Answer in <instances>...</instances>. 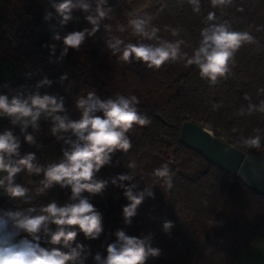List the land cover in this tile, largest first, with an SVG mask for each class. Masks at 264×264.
Listing matches in <instances>:
<instances>
[{
    "label": "trees",
    "instance_id": "obj_1",
    "mask_svg": "<svg viewBox=\"0 0 264 264\" xmlns=\"http://www.w3.org/2000/svg\"><path fill=\"white\" fill-rule=\"evenodd\" d=\"M108 2L114 13L105 23L112 31L106 32L102 27L95 36L86 39L78 52L69 49L68 55L57 61L63 45L62 41H54L53 35L63 36L91 28V25L81 11H74V20L64 26L60 25L58 16L46 22L43 14L49 0H27L23 17H19L17 24L30 32L25 37L26 42L0 49V94L21 85L34 90L37 81L47 76L53 84L41 88V93L63 96L70 119H77L70 108L72 96L86 95L93 89L101 99L115 98L117 94L136 95L140 100L139 111L152 122L146 127L134 126L128 133L132 148L126 154L115 153L112 165L103 167L97 178L110 180L129 171L139 183L138 190H143L145 185L153 186L155 198H146L131 226H127L122 216V208L128 203L123 189L109 182L103 194L84 193L102 212L104 233L97 240H86L80 233L78 241L90 245L93 255L99 252L106 256L107 244L114 242L115 231L123 228L128 235L141 238L152 234L151 246L161 249V255L149 258L146 264H236L264 230V194L248 188L234 175L181 144L178 131L182 121L190 120L208 127L216 137L234 147L264 158V139L258 150L240 143L242 136L254 134L253 129H264V114L236 115L241 107L264 100V93L257 91L264 88V0H235V4L223 12L213 9L210 0H201L199 14L193 13L186 0L182 4L181 0ZM236 6H243L244 11L238 12ZM210 11H215L221 20H230L235 30L250 32L258 41L237 52L231 74L214 86L200 78L196 66L186 67L183 61L169 62L154 71L141 63H119L105 47V39L113 35L135 43L138 38L127 27L128 20L131 15L148 13L153 15L152 23L160 28L159 36L169 41L184 40L182 51L190 56L198 46L200 31L206 26L205 18ZM1 21L6 23L4 19ZM120 25L125 26L123 32L119 30ZM170 29H178L179 35L173 36ZM52 43L57 44L55 56L44 46ZM64 73L69 79L61 82L59 77ZM5 84L9 87L5 88ZM245 94L251 97L250 101L244 99ZM216 102H222L223 106L214 111L212 104ZM39 123L40 131L33 134L38 143L46 146L40 150L24 143L19 128H13L6 118H0V132L12 128L20 136L22 155L35 152L44 164L58 161L62 142L51 135L49 121L41 118ZM233 128L237 131L233 132ZM28 131L31 133L32 129ZM131 161L138 165L135 170L128 168ZM163 163H169L174 173L171 190H166L162 181L152 175ZM39 179L21 173L17 182L32 188L34 193ZM68 195L69 189L56 186L47 195L36 196L29 205L19 200L10 201L0 190V208L39 206L52 199L63 203ZM165 220L174 223L170 234L162 230ZM86 264H94L92 257Z\"/></svg>",
    "mask_w": 264,
    "mask_h": 264
},
{
    "label": "clouds",
    "instance_id": "obj_2",
    "mask_svg": "<svg viewBox=\"0 0 264 264\" xmlns=\"http://www.w3.org/2000/svg\"><path fill=\"white\" fill-rule=\"evenodd\" d=\"M183 2L185 0H181V4ZM186 3L193 13L201 12V0H186ZM234 4L235 0H210L211 7L221 12ZM236 10L243 12L244 8L236 6ZM74 11L84 13V19L91 28L63 36L55 33L52 39L62 41L63 45L57 61H62L69 49L78 52L86 39L95 36L102 27L106 32L112 31L111 26L105 23L114 13L108 0H49L43 20L51 21L58 16L61 18L60 25L64 26L74 20ZM205 19L206 26L200 31L198 46L190 56L182 51L184 40L169 41L159 36L160 28L152 23L153 15L148 13L131 15L128 20L127 27L138 38L135 43L125 42L113 35L105 39V47L119 63H141L154 71L169 62L183 61L186 67L196 66L200 78L214 86L231 74L237 52L243 46L258 41L248 31L235 30L230 20H221L215 11L208 12ZM119 30L123 32L125 26L120 25ZM170 31L173 36L179 35L178 29ZM44 46L48 47L52 56L56 55L57 44ZM68 79L67 73L59 77L61 82ZM52 84L53 81L44 76L37 81L34 90L21 85L0 94V118H6L13 128H19L24 143L37 150L46 147L38 143L33 134L40 131L41 118L50 122L51 135L57 142H62L61 158L44 164L35 152L21 154V138L12 128L0 132V190L10 201L19 200L29 205L36 196H45L56 186L69 189L70 195L63 203L52 199L39 206L0 208V264H86L89 257H92L94 264H146L149 258L159 257L161 249L151 246V233L141 238L128 235L123 228L117 229L115 241L107 244L106 256L99 252L93 255L90 245L78 241L80 233L86 240H97L104 233L103 214L84 193L103 194L109 182L123 189L128 203L122 208V216L127 226H131L145 199L155 198L153 186L145 185L143 190H138L139 183L129 171L110 180L97 178L103 167L112 165L115 153L126 154L132 148L128 133L134 126L146 127L151 124V118L142 114L137 107L139 98L136 95L117 94L115 98L101 99L93 89L75 99L80 118L70 119L63 96L41 93V88ZM4 87L8 88L9 85L5 84ZM257 91L264 93V88ZM244 99L250 101L251 97L245 94ZM222 106V102H216L212 104V109L215 111ZM254 113L264 114V100L259 104L249 103L246 108L241 107L236 115L250 116ZM29 128L32 129L31 133ZM232 131L236 132L237 129L233 128ZM253 133L242 136L240 143L258 150L262 146L264 129L255 128ZM137 167L135 161L128 164L129 169L135 170ZM21 173L40 177L34 193L32 188L17 182ZM152 175L162 181L166 190L173 188L174 173L169 163L155 168ZM204 203L207 204V201ZM173 227L174 223L170 220L162 224V230L167 234Z\"/></svg>",
    "mask_w": 264,
    "mask_h": 264
},
{
    "label": "water",
    "instance_id": "obj_3",
    "mask_svg": "<svg viewBox=\"0 0 264 264\" xmlns=\"http://www.w3.org/2000/svg\"><path fill=\"white\" fill-rule=\"evenodd\" d=\"M178 141L214 166L237 177L248 188L264 194V158L234 147L216 137L208 127L190 120L181 122Z\"/></svg>",
    "mask_w": 264,
    "mask_h": 264
},
{
    "label": "rangeland",
    "instance_id": "obj_4",
    "mask_svg": "<svg viewBox=\"0 0 264 264\" xmlns=\"http://www.w3.org/2000/svg\"><path fill=\"white\" fill-rule=\"evenodd\" d=\"M27 0H0V49H10L14 45L26 42V35L30 32L19 24V17H23V5ZM1 19L6 21L2 22ZM83 95L72 96L69 99L72 115L79 119L80 112L75 107V99ZM245 264V262H241ZM247 264V263H246ZM248 264H264V253H256Z\"/></svg>",
    "mask_w": 264,
    "mask_h": 264
},
{
    "label": "crops",
    "instance_id": "obj_5",
    "mask_svg": "<svg viewBox=\"0 0 264 264\" xmlns=\"http://www.w3.org/2000/svg\"><path fill=\"white\" fill-rule=\"evenodd\" d=\"M256 253H264V230H262L261 235H259L253 241L251 246L245 251V253L241 256L236 264H241V262H245V264H248L250 260H252L256 255Z\"/></svg>",
    "mask_w": 264,
    "mask_h": 264
}]
</instances>
